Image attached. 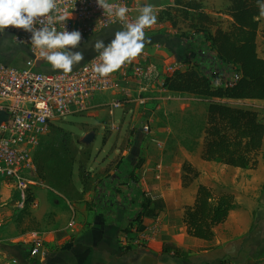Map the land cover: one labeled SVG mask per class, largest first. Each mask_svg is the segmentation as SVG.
I'll use <instances>...</instances> for the list:
<instances>
[{"label":"crops","instance_id":"crops-1","mask_svg":"<svg viewBox=\"0 0 264 264\" xmlns=\"http://www.w3.org/2000/svg\"><path fill=\"white\" fill-rule=\"evenodd\" d=\"M173 3L170 0L168 5L172 7ZM228 17L231 23L232 18ZM258 20L257 53L264 59V15L260 14ZM159 22L155 33L162 28L173 30L170 22ZM155 39L157 35L147 36L145 42ZM146 57V51L138 55L140 59L147 60ZM172 61L175 58L158 59L160 63ZM230 103L264 114V100ZM203 113L205 121L206 108ZM141 136V140L145 138ZM152 136L168 143L162 129L155 130ZM141 140L136 138L135 144L146 149ZM199 143L194 152L181 145L171 149L166 144L164 149L155 154L146 153L145 159L140 160L137 170L140 191L152 189L163 203L156 217L144 219V229L140 232L121 231L129 225L131 211L139 210V205L129 207L124 203L122 195L129 200L139 199L134 192L135 185L120 179L128 165L135 166L133 161L124 157L112 165L115 152L93 164L89 184L84 185L77 171L70 181L69 178L59 181L63 192L42 179L32 180L33 202L23 212L11 198L15 190L13 183L1 182L0 264H264V140L255 169L205 161L203 138ZM184 162L200 172L188 186L182 181ZM201 184L222 185L236 197V209L225 223L216 227L212 241L190 237L183 220L185 207L195 203ZM38 239L42 240V246L34 255L31 248ZM167 242L190 252L189 259L177 261L163 256V245Z\"/></svg>","mask_w":264,"mask_h":264},{"label":"rangeland","instance_id":"rangeland-1","mask_svg":"<svg viewBox=\"0 0 264 264\" xmlns=\"http://www.w3.org/2000/svg\"><path fill=\"white\" fill-rule=\"evenodd\" d=\"M148 1L157 8L153 9L157 20L165 22L169 18L171 21L168 22L173 30L162 28L158 33L149 35H157L158 39L144 43L143 51L148 53L145 68L154 67L160 71L164 79L174 72L170 68L174 70L192 68L189 64L191 58L188 43L195 34L191 17L196 12L185 8L186 0L178 7L168 5L170 0ZM197 2L202 6V11L211 18L206 23L211 32L218 27H229V0H197ZM156 43L159 45L157 46ZM81 51L84 53V58L94 53L91 45ZM172 57L175 58V62H158V59ZM0 58L17 67H25L30 63L27 52L12 46L7 35L0 37ZM37 70L51 72L61 69L53 68L50 63H44L37 66ZM118 84L116 94H97L88 111L70 115L51 125L48 134L42 138L41 145L34 154V169L26 174L28 179L31 181L42 179L63 192L59 181H66L68 178L70 181L77 171L84 185L89 184L93 164L107 159L114 152L117 155L112 165L127 157L136 166L140 165L144 154H155L158 150L164 149L166 144L173 149L180 145L184 147L191 145L196 141L204 119V109L207 110V100H199L200 98L185 93L164 91L168 89L159 87L157 80L146 85L135 77L132 69L129 70L128 77L120 79ZM156 96L165 98L160 100L146 98ZM117 102H120V107L115 106ZM149 104L150 106L146 107ZM128 114L130 116H126ZM146 126L149 128L148 131L144 129ZM158 129H162L168 143L152 136V133ZM141 135L145 137L142 140ZM136 138L145 142L146 149L135 144ZM149 149L152 152H148ZM33 187L35 186L30 185L29 193ZM214 187L217 190L225 189L219 184ZM141 191H145L154 202L159 199L152 189L143 188ZM14 192L13 189L12 200L16 198ZM1 198L0 194V203ZM128 204L140 205L139 201L133 198Z\"/></svg>","mask_w":264,"mask_h":264},{"label":"trees","instance_id":"trees-1","mask_svg":"<svg viewBox=\"0 0 264 264\" xmlns=\"http://www.w3.org/2000/svg\"><path fill=\"white\" fill-rule=\"evenodd\" d=\"M184 1L174 0L172 7L181 6ZM186 1L185 8L196 12L191 17L195 34L188 43L192 68L177 69L171 73L165 78V87L172 92L207 100L208 105L206 120L201 123L196 141L185 145V148L194 152L203 138V160L241 169H255L264 140V114L252 108L233 105L230 101L264 100V59L258 56L256 42L259 7L256 0H229L232 22L226 29L218 27L211 32L206 26L211 18L202 11L200 3L197 0ZM167 21L171 20L168 18ZM215 69L219 73L235 69L240 73V78L232 87H215L211 74ZM137 169L138 165H128L120 178L135 185L134 192L140 203L138 211H131L129 225L121 228L123 233H130L133 229L143 231L144 219L156 217L163 209L161 199L154 202L145 191H140ZM182 170L184 186L193 183L200 175L188 162H184ZM15 194L13 203L19 200V194ZM127 198L122 195V201L131 207ZM26 201V206L33 202L31 193ZM236 207V197L232 192L199 185L195 203L185 207L184 211L187 234L212 241L216 227L225 223ZM162 255L187 261L191 253L167 242L163 245Z\"/></svg>","mask_w":264,"mask_h":264},{"label":"built area","instance_id":"built-area-1","mask_svg":"<svg viewBox=\"0 0 264 264\" xmlns=\"http://www.w3.org/2000/svg\"><path fill=\"white\" fill-rule=\"evenodd\" d=\"M55 2L57 8L53 11L66 13L69 17L68 29L78 28L82 32V40L77 50L90 46L87 43L90 40L105 39L107 42V39L125 23L114 16H103L102 10L96 7L94 0ZM110 2L114 5H126L129 8L126 21L131 22L138 15V7L147 4L148 0ZM160 24L156 20V23L147 26L144 29L145 37L155 33ZM52 26L62 30L60 23L54 21ZM0 33L9 36L12 46L25 50L30 60L29 65L17 67L0 58V183L12 181L15 193L19 194L16 206L23 210L27 204L30 185H33L26 174L34 169V154L55 121L88 111L97 94H116L119 80L128 77L130 69L134 71L135 77L146 85L157 80L159 87L163 88L165 79L154 67L145 68L147 60L138 58L143 49L137 56L107 75H101L94 69V65L99 63L96 52L86 56L70 71L61 69L40 72L37 66L49 62L40 57L39 50L30 43V33L13 26H8ZM212 54L216 60V54ZM211 72L215 87H232L240 78V73L235 69H226L221 73L215 69ZM120 105V102L115 103L117 107ZM144 129L149 130L148 126ZM41 246L42 240H36L31 253L37 254Z\"/></svg>","mask_w":264,"mask_h":264},{"label":"clouds","instance_id":"clouds-1","mask_svg":"<svg viewBox=\"0 0 264 264\" xmlns=\"http://www.w3.org/2000/svg\"><path fill=\"white\" fill-rule=\"evenodd\" d=\"M94 3L103 16L125 21L107 42L105 39L87 42L99 60L94 65L95 71L107 75L141 52L145 43L144 29L156 23L157 16L153 5L148 3L138 7L134 21L127 22L129 8L126 5H114L110 0H94ZM256 4L260 14L264 15V0H256ZM56 8L55 0H0V32L13 26L30 33V43L39 50V56L53 68L67 72L84 59L83 51L77 50L82 32L78 28L69 30V17L63 12L55 13ZM54 21L62 25V30L52 26Z\"/></svg>","mask_w":264,"mask_h":264},{"label":"water","instance_id":"water-1","mask_svg":"<svg viewBox=\"0 0 264 264\" xmlns=\"http://www.w3.org/2000/svg\"><path fill=\"white\" fill-rule=\"evenodd\" d=\"M2 118V114H0V119Z\"/></svg>","mask_w":264,"mask_h":264}]
</instances>
